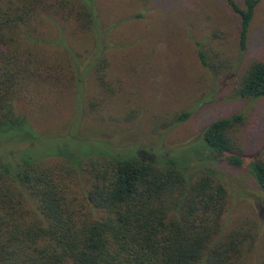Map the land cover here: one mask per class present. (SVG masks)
Wrapping results in <instances>:
<instances>
[{"label":"trees","instance_id":"16d2710c","mask_svg":"<svg viewBox=\"0 0 264 264\" xmlns=\"http://www.w3.org/2000/svg\"><path fill=\"white\" fill-rule=\"evenodd\" d=\"M226 2L237 15L243 52L258 0ZM66 4L0 0V136L28 144L18 162L0 160V264H249L244 255L255 235L225 226L231 182L202 165L223 159L247 171L264 191V161L245 157L230 135L243 120L241 113L203 129L202 149L193 158L199 165L179 167L164 149L156 153L139 147L127 156H78L62 147L27 153L41 138L16 105L41 102L60 79L58 63L43 49L42 39L31 34V25ZM88 4L74 5V16L86 30L95 21ZM200 59L205 63L202 52ZM95 65V79L102 85L105 60ZM234 94L264 98V61L246 65ZM189 114L176 113L168 124Z\"/></svg>","mask_w":264,"mask_h":264},{"label":"rangeland","instance_id":"374dc122","mask_svg":"<svg viewBox=\"0 0 264 264\" xmlns=\"http://www.w3.org/2000/svg\"><path fill=\"white\" fill-rule=\"evenodd\" d=\"M64 1V9L31 25V34L42 39L43 49L58 63L60 79L41 102L16 105L41 138L28 154L62 147L78 156H127L139 147L156 153L164 149L179 167L199 165L193 158L202 149L203 129L220 117L241 113L243 120L230 135L245 157L264 161V98L234 94L246 65L264 61V0H258L243 52L238 18L226 0H88L95 16L88 30L74 16L80 0ZM102 58L101 85L94 67ZM183 110L190 113L186 119L168 124ZM11 136H0V160L18 162L28 144ZM202 165L230 180L233 196L225 226L255 235L244 258L260 264L264 191L247 171L223 159Z\"/></svg>","mask_w":264,"mask_h":264}]
</instances>
